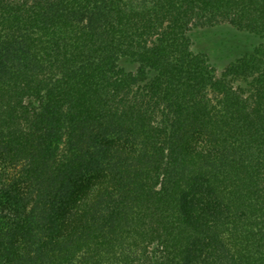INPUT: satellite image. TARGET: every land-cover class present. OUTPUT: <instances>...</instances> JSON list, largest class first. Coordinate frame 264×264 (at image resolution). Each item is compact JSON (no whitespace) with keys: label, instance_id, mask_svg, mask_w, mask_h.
I'll return each instance as SVG.
<instances>
[{"label":"trees","instance_id":"obj_1","mask_svg":"<svg viewBox=\"0 0 264 264\" xmlns=\"http://www.w3.org/2000/svg\"><path fill=\"white\" fill-rule=\"evenodd\" d=\"M0 264H264V0H0Z\"/></svg>","mask_w":264,"mask_h":264},{"label":"rangeland","instance_id":"obj_2","mask_svg":"<svg viewBox=\"0 0 264 264\" xmlns=\"http://www.w3.org/2000/svg\"><path fill=\"white\" fill-rule=\"evenodd\" d=\"M212 40V39H211ZM214 41V40H213ZM213 41H208L207 40V43H202L201 45L202 46H200V48H202V49H204V48H206V50H210V46H212L213 47ZM217 41V40H216ZM217 43V42H216ZM220 42H218L217 43V45L219 44ZM217 51H219V49L217 50Z\"/></svg>","mask_w":264,"mask_h":264}]
</instances>
